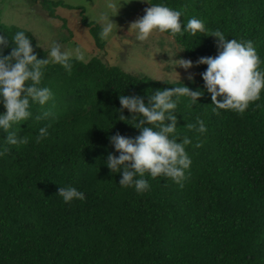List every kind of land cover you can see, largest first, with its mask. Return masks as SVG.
I'll return each instance as SVG.
<instances>
[{"label":"trees","instance_id":"obj_1","mask_svg":"<svg viewBox=\"0 0 264 264\" xmlns=\"http://www.w3.org/2000/svg\"><path fill=\"white\" fill-rule=\"evenodd\" d=\"M33 1L57 18L61 2ZM155 4L182 11V30L190 18L204 22L208 35L164 33L193 62L196 75L153 80L97 57L87 63L72 58L71 74L60 64L48 65L40 87L54 99L44 106L30 101L32 117L11 129L27 136L28 144H7L0 129V152L9 149L0 155V264H264V89L243 115L214 111L202 78L207 65L196 63L218 56V38L210 35L219 30L228 40L252 41L264 71V0H149ZM81 22L102 49V28L85 16ZM18 31L39 59L47 58L28 30L0 21V36L9 39L3 55L10 54ZM180 86L203 93L194 105L180 97L173 113L177 142L191 140L183 187L150 173L143 177L150 190L142 194L120 186L122 173L107 166L109 154L119 156L111 137L135 139L142 129L119 119V97L139 96L147 106L157 90ZM5 113L0 97V115ZM122 114L131 119L127 109ZM197 118L206 132L186 127L198 128ZM41 128L48 135L36 143ZM68 186L85 199L65 203L59 189Z\"/></svg>","mask_w":264,"mask_h":264},{"label":"clouds","instance_id":"obj_2","mask_svg":"<svg viewBox=\"0 0 264 264\" xmlns=\"http://www.w3.org/2000/svg\"><path fill=\"white\" fill-rule=\"evenodd\" d=\"M121 7L122 2L118 5L115 0H106V10L101 12L97 19V22L102 24L101 40H107L113 34L114 28L117 31V25L110 17L117 15ZM145 12L142 18L130 26L138 30L136 39L141 42L148 41L154 33L168 32L173 37L177 34L184 35V32L193 36L197 33L206 34L204 22L195 17L190 18L182 30L180 21L182 11L155 4L145 9ZM210 36L218 38V47L222 50L218 56L202 57L196 63L207 65L202 78L207 91L211 93L215 105L214 111L233 110L243 115L250 103L260 99L261 90L264 89V71L260 70L261 60L250 40L240 42L235 39L228 40L219 30L212 32ZM11 41L13 43L10 54L3 55L4 49L9 47V39L0 36V97L3 98L6 109V113L0 115V129L7 133L6 143L19 148L28 144L29 138L18 136L17 131L11 130L12 126L32 117V112L29 110L30 101L44 106L54 99L48 87H40L47 66L60 64L71 74L70 60L73 55L78 61L87 63L88 60L80 47L74 52L62 50L63 46L56 41L52 42L48 57L39 59L24 31L16 32ZM36 47L42 48L39 43ZM177 65L187 70L193 67V62L180 59ZM191 78L189 76V79ZM202 95V92L191 91L186 86L157 90L150 96L147 106L139 96L119 97L122 106L119 110L121 112L119 119L131 121L129 124L142 129L141 135L135 139L124 137L119 133L111 137V142L119 152V156L109 154L107 166L111 172L122 173L120 186L134 187L137 193L142 194L150 190L148 181L143 178L146 173H150L153 179L165 176L183 187L182 181L186 179L185 171L191 165L185 146L189 145L191 140L185 136L181 142H177L179 140L176 132L177 117L173 113L180 97H189L194 105ZM218 97H221L222 101ZM123 109H127L132 114L130 120L122 114ZM36 119L39 120L40 117ZM138 119L139 123H137ZM145 124L150 126L145 127ZM197 124L198 128L196 124H187L186 127L200 133L207 131L203 120L197 118ZM47 135V128H41L36 143H40ZM195 146L201 145L198 143ZM8 151L9 149L5 147L0 155H5ZM137 176L140 178L137 179ZM59 196L65 203H70L74 199L81 201L85 199L82 192L71 186L60 187Z\"/></svg>","mask_w":264,"mask_h":264},{"label":"rangeland","instance_id":"obj_3","mask_svg":"<svg viewBox=\"0 0 264 264\" xmlns=\"http://www.w3.org/2000/svg\"><path fill=\"white\" fill-rule=\"evenodd\" d=\"M49 1L62 3L55 8L56 19L50 18L47 10L43 9L38 1L0 0V21L28 30L36 43L47 53V57L52 42L56 41L63 46L62 50L74 52L80 47L88 61L97 57L107 65L117 66L135 76L172 82L196 75L194 66L186 70L177 65L178 60L189 59L182 54L170 36L154 33L148 41L141 42L136 39L138 30L130 26L146 14L145 9L150 7L149 0H115L118 5L122 2L118 14L110 17L117 25V31L114 28L113 34L107 40H102V49L96 46L93 36L82 24L81 18L85 16L87 21L102 28L97 19L99 14L106 10V0Z\"/></svg>","mask_w":264,"mask_h":264}]
</instances>
